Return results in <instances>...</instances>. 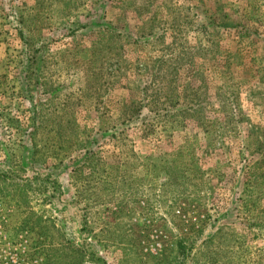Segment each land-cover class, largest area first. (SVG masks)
Masks as SVG:
<instances>
[{
	"label": "rangeland",
	"instance_id": "obj_1",
	"mask_svg": "<svg viewBox=\"0 0 264 264\" xmlns=\"http://www.w3.org/2000/svg\"><path fill=\"white\" fill-rule=\"evenodd\" d=\"M0 264H264V0H0Z\"/></svg>",
	"mask_w": 264,
	"mask_h": 264
}]
</instances>
